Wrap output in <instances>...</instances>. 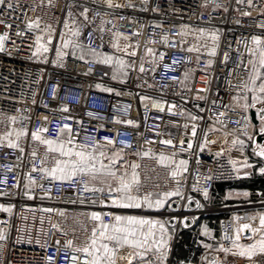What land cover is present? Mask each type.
Returning <instances> with one entry per match:
<instances>
[{
  "label": "built area",
  "instance_id": "1",
  "mask_svg": "<svg viewBox=\"0 0 264 264\" xmlns=\"http://www.w3.org/2000/svg\"><path fill=\"white\" fill-rule=\"evenodd\" d=\"M129 0H125L122 4H127ZM207 2V7H202ZM23 11L28 13L30 18L39 16L41 18V27L45 24H51L56 30V36L53 40V49L48 56V63L40 62L32 56L34 51V34L28 33L26 36L17 37L15 35V23H19L23 29L25 26L22 22L21 12L12 15L20 16L21 19L13 24L10 30V40L6 44V52L10 51L11 56L0 53V135L12 127L17 129L27 128L29 135L22 138L20 143L25 147V153L22 159L18 160L17 156L21 154L18 151L0 147V180L7 179V184L0 183V191H7L9 195H0V204L15 205L11 217L7 213L0 212V221H6L4 227L8 233L6 241H0V264H46L44 257L56 256L55 241H60L62 249L61 254L57 257V264H65L63 247L67 239H72L74 244L80 245L84 242L86 233L83 231L81 224L91 229V222L81 213H88L95 209L89 204H72V199L91 197V193H77L74 186L60 183L53 184L50 180H42L40 175L32 173L37 185L43 184V188L34 186V199H28L24 196L27 191L24 185L27 183L26 174L31 171V157L29 153L32 148H36L38 157L35 161L37 167L40 166V158L43 156L46 148L39 142L31 140V132L41 126L49 129L44 133L47 138H55L57 129L62 127L64 123L72 125L73 132H80L79 143L91 145L93 139H103L104 136L115 138L117 131L120 132L117 141V147H122L119 140L127 141L133 145L131 149H125V152L140 153L149 152L148 157H138L135 155L136 162L140 164L141 178L145 180L148 190L152 191H170L176 187V180L170 175L172 168L160 165L155 157L160 153L171 156L173 152L176 155L173 158L187 160V171L183 172L176 179L180 180L181 190L185 196H192L193 200H199L200 203H208L214 191L215 185L218 183L232 184L238 181L235 179L232 153L239 150V146L233 147L232 140L242 135V125L234 123L240 117L229 110L226 117H221L224 127L216 122V118L221 111H225L223 107L213 106L212 101L215 99L217 105L229 104L231 96L237 94V89L230 88L228 81L232 85H239L241 80L247 75L243 67L239 69V74L229 73L239 63L242 57L245 64L247 63L248 53L245 48V38L249 47L251 46L252 35H264V29L256 27L257 23L264 21V15H261V9H264V0H253L255 8H248L245 4L237 5L236 0H215L228 7V12H224L222 8L215 9L213 0H149L147 5L148 11H140L144 7L142 0H131L135 8L108 9L102 5L100 0L93 3L92 0H52V6L48 0H20ZM74 3L76 5L85 4L93 11L89 13L90 17L95 11L110 13L106 19L112 20L116 24V28L112 32L119 31L125 35L131 36L133 32L139 31V36H134L130 41L120 40L121 45L131 43L135 45L139 43V49L135 58L125 56L126 60L135 61L136 70H129L127 83L120 84L111 79L112 68L108 65L97 63H89L94 57L85 52V60H80L69 55L65 58V67H58L51 63L55 59V46L60 44L59 32L63 29L64 19L67 15V5ZM35 8L33 12L31 9ZM157 11L153 12L152 9ZM239 8L237 12L235 9ZM250 11V17H242L241 12ZM79 9L74 8V18L82 21V17L78 15ZM119 16L126 19L120 20ZM136 21L133 24L131 21ZM240 20V24L236 21ZM9 22L12 20L9 18ZM100 24V17L96 18V23L92 27ZM162 25V27H153V25ZM192 28H204L208 31L219 30L220 41L218 55L214 58L215 63L212 67H207L206 61L211 57L204 53H187L179 50V46L173 48L166 46L161 42V37L167 35L170 41H176L177 44L181 37L177 35L182 26ZM143 26V27H141ZM111 28V25H108ZM82 37L85 45L89 43L87 32ZM6 31L3 25H0V33ZM187 43L184 47L194 43L192 35L186 36ZM15 41V45L11 41ZM155 40L156 43L148 41ZM237 41H240L238 44ZM111 32L105 31L103 34L104 47L99 46V42L94 34L91 40L92 47L97 52H106L112 54L114 50L111 48ZM231 45V47H229ZM152 48L156 52V60L161 64L155 74L151 69L154 66L150 61L152 56L146 54V49ZM133 49H129L132 51ZM229 52V62L227 65L221 63L223 53ZM166 53L164 61H159V53ZM120 55V53H116ZM80 55L77 51V57ZM197 55L200 56L199 64L196 62ZM145 61V73L138 71L141 58ZM190 57V59H188ZM176 60L177 63L172 65L173 70L165 72L163 64H172ZM89 68L92 69L89 72ZM250 68V66H249ZM188 72L189 79L181 84L184 73ZM177 77L172 80L171 77ZM204 77L207 83L202 82ZM101 84L104 87H112L119 91L121 95L115 93L103 92L96 87ZM137 85H140L139 87ZM151 86V87H150ZM56 88L55 98L53 97V88ZM201 87H209L208 93H200L206 95L207 100L197 101V89ZM219 92V98H217ZM141 96H148L152 100L165 103V111L159 112L151 106V101L141 102ZM35 99L36 103L32 101ZM144 104H148L145 108ZM175 104L172 109L175 115L167 111L169 105ZM42 105H47L45 108ZM61 105H68L69 112L64 113L58 109ZM199 105V108L196 107ZM130 106V107H126ZM200 108L205 109L201 112ZM55 110V111H54ZM93 113L90 117L88 113ZM180 113H183L181 115ZM189 113L203 117L202 120L196 121L197 135L194 140L193 148L188 151L181 150L179 141L185 140L184 148L187 142L192 140L191 125L194 123L189 118ZM16 116L17 123L12 125L7 117ZM48 117V121H44V117ZM63 116H69L70 119L65 121ZM27 117L28 119H25ZM119 117L122 121L132 119L139 124L138 128H132L126 124H115L114 118ZM75 121L82 122L81 126ZM188 124L187 129L184 125ZM100 128L97 132L96 128ZM111 129V131H108ZM212 129H219L213 131ZM160 132L163 135L157 136ZM207 132L209 141L215 143L208 144L204 151L201 152L199 145L204 140V134ZM225 133L229 135L225 136ZM171 139L175 144V148L160 143L161 140ZM227 141V142H226ZM247 142V141H246ZM222 152L217 156L216 153ZM199 161V163H197ZM12 171H8V168ZM212 175L215 177L210 182H205V177ZM19 181V187H13ZM159 185V187H155ZM207 187L209 198L205 199L200 191L194 190ZM50 192L49 199L44 194ZM99 195V194H97ZM44 197L41 199V197ZM254 205L246 204H230L223 207L214 208V212L225 214L219 220L218 236L212 230L214 239L202 237V240H209L214 243L227 232L229 235L234 234L231 226L233 215L243 216L254 214L258 210L250 209ZM52 208L57 211L51 213L45 212L44 209ZM59 211H64L65 215L60 216ZM26 218V219H25ZM43 220V223H41ZM79 221V223L77 222ZM56 224L62 231H57L52 227ZM19 229V231H17ZM66 231L67 236L62 232ZM90 234V231H89ZM17 237L23 238V243H16ZM245 233L243 242H250ZM31 238L32 243H27ZM39 240L40 243H36ZM41 244L45 245L41 247ZM225 246H229L225 242ZM223 257V254H220ZM257 261L264 259L255 258ZM229 264H248L244 259L238 257H228Z\"/></svg>",
  "mask_w": 264,
  "mask_h": 264
},
{
  "label": "snow or ice",
  "instance_id": "2",
  "mask_svg": "<svg viewBox=\"0 0 264 264\" xmlns=\"http://www.w3.org/2000/svg\"><path fill=\"white\" fill-rule=\"evenodd\" d=\"M96 3V0H92ZM101 4L108 9H123V8H135V5L131 3V0L127 4H121L116 0H100ZM215 9L222 8L224 12H228V7L215 3L213 0ZM43 0H41V4ZM50 6H52V0H48ZM144 7L140 11H148L147 5L149 0H142ZM237 5L245 4V0H236ZM248 8H255L253 0H246ZM67 15L64 19L63 29L59 32L60 44L55 46V59L51 63L58 67H65V58L71 55L74 58L85 60V52L91 54L94 57L93 61L89 63H97L102 65H108L112 68L111 79L119 82L120 84L127 83V77L129 76V70H136L135 61L126 60L124 57L135 58L137 50L139 49V43L132 45L131 43H125L123 46L120 40L130 41L132 37L139 36V31L133 32L131 36L125 35L122 32L112 29L116 28V24L110 19H106L110 15L108 12L103 14L100 11H95L94 15L90 17L89 13L93 10L85 4L76 5L70 3L67 6ZM207 7V2L202 5ZM78 8L79 17H82V21H77L74 18L73 9ZM33 12L35 8L31 9ZM237 12L239 8L235 9ZM21 12L22 22L24 28L20 27L19 23H15L20 20V16H14L12 14ZM153 12L157 11L156 8L152 9ZM261 15H264V9H261ZM242 17H250L252 13L250 11H244L240 13ZM100 17V24L96 27H92L96 23V18ZM9 18L12 22H9ZM120 20L126 19L124 16H119ZM133 24L136 21H131ZM15 23L17 37L26 36L28 33L34 34V51L33 57L40 60V62L48 63L47 54L53 49V40L56 36V30L51 24H45L41 27V18L39 16L30 18L27 12L23 11V6L20 0H0V25H3L6 29L3 33H0V53H4L11 56L10 51L6 52V44L10 40V30L13 29ZM240 24V20L236 21ZM111 25V28H108ZM143 27V26H141ZM153 27H162V25L156 24ZM256 27L264 29V21L257 23ZM90 29L87 32V38L89 43L85 45L82 37L85 35L84 30ZM189 26H182V30L177 34L181 37L178 42L170 41L167 35L161 37V42L170 47L179 46V50L187 53H201V49H204V53L211 57L206 61L207 67H212L215 63L214 58L218 55L220 35L219 30L208 31L204 28H192L188 30ZM105 31L111 32V48L114 50L112 54L106 52H97L96 48L92 47L91 40L93 35H96V39L99 42L101 48L103 44V34ZM192 35L194 43L187 48L184 44L187 43L186 36ZM15 45V41H11ZM155 44V40L148 41ZM239 44L240 41H237ZM251 46L247 43L245 38V48L248 53L247 63L241 57L236 67L229 73L239 74V69L243 67L247 75L241 80L239 85H232L231 81H228L230 88L237 89V94L231 96L229 104L217 105L216 100L212 101L213 106L223 107L225 111L219 112L216 122L220 123L224 127H227L223 123L221 117H226L229 110L236 113L240 118L235 120L234 123L242 125V135L245 139L237 136L232 140L233 147L239 146V150L243 153L247 146L252 147L253 156L258 158V163H252L247 157L241 163L240 167H237V161H230L233 166V172L235 173V179H249L254 174L264 177V143H256L254 137L260 136L264 138V35H252ZM231 47V45H229ZM129 49H133L129 51ZM77 51L80 55L77 57ZM116 53H120L117 55ZM201 53V54H204ZM146 54L152 56V63L154 66L151 71L156 73L157 68L161 66L156 60V52L152 48L146 49ZM166 53H159V61H164ZM190 59V57L188 58ZM229 52L223 53L222 64L227 65L229 62ZM196 62L199 64L200 56L197 55ZM177 61L173 60L172 64H163L165 72L172 69V65ZM145 61L142 57L139 64L138 71L145 73ZM250 66V68H249ZM92 69L89 68V72ZM172 80H176L177 77H171ZM189 79L188 72L184 73L183 80L180 81L184 84ZM202 82L207 83L206 79L202 77ZM138 87L140 85H137ZM96 87L103 92L115 93L119 96L121 93L116 91L112 87H104L101 84H97ZM151 87V86H150ZM56 88H53V97L56 95ZM209 87H201L197 89V95L195 99L197 101L207 100L206 95H200V93H208ZM217 98H219V92H217ZM141 102L151 101V106L157 109L159 112L165 111V103L157 100H152L148 96H141ZM36 103L35 99L32 101ZM47 108V105H42ZM145 108H148V104H144ZM130 107V106H126ZM175 104L169 105L167 111L175 115L172 109ZM199 108V105H196ZM61 112H69L68 105H61L58 109ZM255 110L254 117L249 115ZM55 111V110H54ZM203 112L205 109L200 108ZM183 115V113H180ZM90 117L93 113L89 112ZM191 125L192 140L187 142V147L184 148L185 140L179 141L181 150L188 151L193 148L194 140L197 135L196 121L202 120L203 117L189 113ZM8 121L15 125L17 123L16 116L7 117ZM25 119H28L25 117ZM44 121H48V117L45 116ZM63 120L70 119L69 116H63ZM258 120V125L253 120ZM2 122V121H0ZM115 124H126L132 128H138L139 124L128 119L122 121L119 117L114 118ZM77 125L81 126V121H75ZM99 126L96 131L99 132ZM188 124L184 125L187 129ZM213 131H219V129H212ZM49 129L45 126H41L31 132V140L33 142H39L44 145L46 150L43 156L40 158V166L37 167L35 161L38 157L36 148H32L29 153L31 157V171L26 174L27 183L24 185L27 191L24 192V196L28 199H34L35 193L33 191L34 186L43 188V184L37 185L32 173L40 175L42 180H50L53 184L60 183L61 185L67 184L74 186L77 193H91V197L72 199L69 202L72 204H89L97 210H93L88 213H81V216L86 217L91 222L92 226L89 230L86 226L81 224L83 231L86 233L85 240L82 244L76 245L72 239H67L63 247V255L65 264H229L228 257H239L248 262V264H264V259L257 261L256 257L264 258V211H257L254 214H245L243 216L233 215L231 226L234 229V234L229 235L227 232L220 238V240L214 243L206 242L205 240H198L196 243L198 247L204 251L199 256V260L195 259V256L180 255L177 252V247L182 239L184 230H192L193 225H198V235L214 239L212 236V230L207 224H200V217L196 216L195 211L201 210L204 206L199 200L195 201V208L193 209V197L185 196L180 187V180L176 179L183 172H186L188 161L180 160L178 163L173 158L176 153L173 152L171 156L164 153H160L158 157H155L157 162L167 168H172L170 175L176 180V187L170 191H152L148 190L145 180L141 178L140 164L136 162H128L125 160L126 155H135L138 157H148L149 152L140 153L139 151L125 152V149H131L133 145L127 141L119 140V144L122 147H117V141L120 136V132L117 131L115 138L104 136L103 139H93L91 145L79 143L80 132H73L72 125L64 123L62 127L57 129V135L55 138H47L44 133H47ZM111 131V129H108ZM29 135L27 128H15L12 127L0 135V147H6L14 151H18L21 155L17 156V159H22L25 153V147L20 143L22 138H27ZM157 136L163 135V133L157 132ZM229 135L225 133V136ZM247 141V143H246ZM227 142V141H226ZM160 143L172 146L175 148V144L171 139L161 140ZM215 141H209L207 132L204 134V140L199 145L201 152L205 147ZM217 156L222 155V152L216 153ZM199 163V161H197ZM8 171H12V168H8ZM215 179L214 176L209 175L205 177V182H210ZM0 183L7 184V179L0 180ZM13 187H19V181ZM159 187V185H155ZM194 190L200 191L205 199L209 198V191L207 187ZM99 194V195H97ZM0 195H9L7 191H0ZM49 199L51 193L44 194ZM232 193H229L225 199L230 198ZM236 196H243L249 198L252 193L244 191L236 193ZM261 199L258 201L261 205H264V192L258 193ZM44 197L42 196L41 199ZM179 200L180 203H176ZM249 203L251 201L249 200ZM175 205V206H174ZM15 205L12 204H0V212L7 213L9 217L13 214ZM45 212L51 213L57 211L52 208L44 209ZM167 217L164 218V215ZM60 216H64V211H59ZM26 219V218H25ZM79 223V221H77ZM6 221H0V225H5ZM43 223V220H41ZM57 231H62L56 224L52 225ZM19 231V229H17ZM90 231V234H89ZM247 233L248 243H242ZM67 236L66 231L62 232ZM8 239V233L4 227H0V241H6ZM16 243H23L24 240L21 237H17ZM33 241L31 238L27 240V243L31 244ZM225 242H228L229 246H225ZM36 243H40L39 240ZM45 245L41 244V247ZM56 256L44 257L46 264H57V257L61 254L62 249L60 247V241H55ZM223 254V257L220 254Z\"/></svg>",
  "mask_w": 264,
  "mask_h": 264
},
{
  "label": "crops",
  "instance_id": "3",
  "mask_svg": "<svg viewBox=\"0 0 264 264\" xmlns=\"http://www.w3.org/2000/svg\"><path fill=\"white\" fill-rule=\"evenodd\" d=\"M124 1L125 0H116V2L121 3V4ZM254 139L256 143H264V138L257 140V136H255ZM245 157H247L249 161L252 163H258V158L253 156L251 146H247L243 153L240 150H235L232 153L233 161H237V167L241 166V163ZM174 159L177 163L180 160H182L180 158H174ZM125 160L128 162H136L135 156H132V155H126ZM258 178H262L264 180V177L254 174L249 179H238V181H236L235 183H232L229 186H227L223 192H219L218 194L214 196L211 195L210 201L204 204L201 203L204 207L199 211H195L194 213L196 216L200 217L199 223L207 224L210 229L214 230L215 235L218 236L217 229H215L212 225H210L209 221L204 219V217L209 214H218L214 212V208L223 207V206L230 205V204H246V205H254V207L250 209V212H253V210L264 211V205H261L258 202L261 199L258 193L264 192V183L257 185L256 189H254V187L251 186L253 179H258ZM244 191L250 192L252 193V195L247 199L244 198L243 196L238 197L235 195L236 193H240ZM229 193H232L231 197L228 199H225V197L228 196ZM249 200L251 201V203H249ZM193 201L194 202H193L192 207L194 209L196 200H193ZM176 203H180V201L177 200ZM166 217H167V214L164 215V218ZM184 239L188 240L190 244L184 245V248L179 250L178 254L189 255V256L194 255L195 259L198 261L199 256L202 254V253L200 254L198 253V249H197L198 244L196 243V241L202 240V238L198 235V225H193L192 230H184L181 240H184ZM205 241L210 242L209 240H205ZM243 243H248V242H243ZM191 244H193V246Z\"/></svg>",
  "mask_w": 264,
  "mask_h": 264
},
{
  "label": "trees",
  "instance_id": "4",
  "mask_svg": "<svg viewBox=\"0 0 264 264\" xmlns=\"http://www.w3.org/2000/svg\"><path fill=\"white\" fill-rule=\"evenodd\" d=\"M264 183V180L262 178H258V179H253L252 181V187H254V189H256L257 185L259 184H263ZM230 184H227V183H218L215 185V188H214V191L212 193V195H216L218 194L219 192H223L224 189L229 186ZM225 214L223 213H218V214H209L207 216L204 217V219H206L207 221H209L210 225H212L215 229H217L218 231V227H219V220L224 217ZM189 241L184 239V240H181L178 247H177V252L179 250H181L182 248H184V245H189ZM193 246V244H191ZM198 253H203V249L198 247Z\"/></svg>",
  "mask_w": 264,
  "mask_h": 264
},
{
  "label": "water",
  "instance_id": "5",
  "mask_svg": "<svg viewBox=\"0 0 264 264\" xmlns=\"http://www.w3.org/2000/svg\"><path fill=\"white\" fill-rule=\"evenodd\" d=\"M250 115H252V116L254 117V115H255V111L253 110V111L250 113ZM253 122L256 123L257 125H258V123H259V121H258V120H255V119L253 120ZM260 139H262V137H260V136L257 135V140H260Z\"/></svg>",
  "mask_w": 264,
  "mask_h": 264
},
{
  "label": "rangeland",
  "instance_id": "6",
  "mask_svg": "<svg viewBox=\"0 0 264 264\" xmlns=\"http://www.w3.org/2000/svg\"><path fill=\"white\" fill-rule=\"evenodd\" d=\"M243 243V241H241Z\"/></svg>",
  "mask_w": 264,
  "mask_h": 264
}]
</instances>
